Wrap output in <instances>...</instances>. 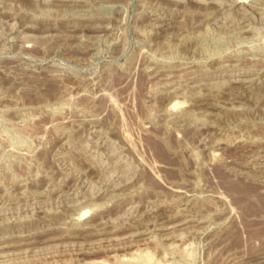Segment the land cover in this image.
I'll return each mask as SVG.
<instances>
[{
  "label": "rangeland",
  "instance_id": "rangeland-1",
  "mask_svg": "<svg viewBox=\"0 0 264 264\" xmlns=\"http://www.w3.org/2000/svg\"><path fill=\"white\" fill-rule=\"evenodd\" d=\"M263 206L264 0H0V264H264Z\"/></svg>",
  "mask_w": 264,
  "mask_h": 264
},
{
  "label": "bare ground",
  "instance_id": "bare-ground-1",
  "mask_svg": "<svg viewBox=\"0 0 264 264\" xmlns=\"http://www.w3.org/2000/svg\"><path fill=\"white\" fill-rule=\"evenodd\" d=\"M231 186H232V185H231ZM231 186H230V188H231ZM236 186H237V185H236ZM245 186H246V185H244V187H245ZM238 187H239V186H238ZM241 187H242V184H241ZM234 188H236V187L234 186ZM246 188H247V187H246ZM231 189H232V188H231ZM237 189H238V188H236V190H237ZM242 189H243V188H242ZM244 189H245V188H244ZM248 189H249V188H248ZM246 190H247V189H246ZM251 190H252V189H251ZM253 190H254V189H253ZM253 190H252V192H253ZM230 191H231V190H230ZM243 191H244V190H243ZM243 191H242V192H243ZM248 191H249V190H248ZM232 192H233V190H232ZM236 192H237V191H236ZM242 192H241V193H242ZM233 193H234V192H233ZM244 194H245V193H244ZM238 195H239V194H238ZM242 195H243V194H242ZM246 195H247V194H246ZM244 196H245V195H244ZM253 196H254V195H253ZM237 197H239V196H237ZM245 197H247V196H245ZM249 198H250V197H249ZM242 199L244 200V197H243V198L241 197V201H242ZM256 199H259V197H257ZM254 200H255V199H254ZM237 201H238V199H237ZM239 201H240V199H239ZM241 201H240V202H241ZM258 201H259V203H261V202H260V199H259ZM242 202H243V201H242ZM254 202H255V201H254ZM248 203H249V202H248ZM250 203H251V202H250ZM254 204H255V203H254ZM261 204H262V203H261ZM257 207H258V206H257ZM263 207H264V206H263ZM263 207H262V208H263ZM258 208H259V207H258ZM257 211H258V210H257ZM250 214H251V213H250ZM256 236H257V235H256Z\"/></svg>",
  "mask_w": 264,
  "mask_h": 264
}]
</instances>
